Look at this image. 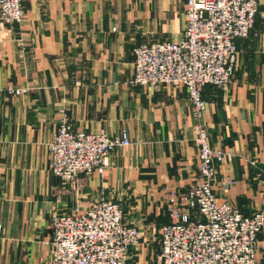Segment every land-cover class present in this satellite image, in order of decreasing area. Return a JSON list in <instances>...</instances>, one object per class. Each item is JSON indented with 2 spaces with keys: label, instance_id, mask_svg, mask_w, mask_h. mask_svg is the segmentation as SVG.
Here are the masks:
<instances>
[{
  "label": "crops",
  "instance_id": "0c3cea01",
  "mask_svg": "<svg viewBox=\"0 0 264 264\" xmlns=\"http://www.w3.org/2000/svg\"><path fill=\"white\" fill-rule=\"evenodd\" d=\"M247 38L238 40L232 80L206 85L211 145L230 152L215 191L245 215L264 213V0ZM21 25H0V264H50V217L92 201L124 208L141 241L127 264H159L168 194L199 178L196 118L184 87L158 91L134 82L133 49L184 35L181 0H24ZM116 27V30H113ZM11 88H24L21 95ZM65 111L77 131L127 130L104 175L62 181L50 170L51 141ZM232 179L226 192L220 188ZM264 264V224L256 244Z\"/></svg>",
  "mask_w": 264,
  "mask_h": 264
},
{
  "label": "built area",
  "instance_id": "2783aa9c",
  "mask_svg": "<svg viewBox=\"0 0 264 264\" xmlns=\"http://www.w3.org/2000/svg\"><path fill=\"white\" fill-rule=\"evenodd\" d=\"M181 1L186 6L184 35L178 40L144 41L133 49L134 82L152 91L164 86L186 88L196 118L199 178L187 191L168 194L172 220L160 228V264H256L264 213L245 215L218 198L214 188L218 164L232 154L211 145L203 88L223 87L232 80L237 42L248 37L258 0ZM24 18V0H0V25H21ZM26 91L11 88L7 92ZM63 112L48 143L50 170L62 181H75L82 174L104 175L112 153L133 143L127 130L113 135L104 130L77 131ZM232 182L223 180L221 190L226 192ZM124 215L119 202L105 198L70 212L52 213L50 264H127L130 248L140 243L142 232L126 223Z\"/></svg>",
  "mask_w": 264,
  "mask_h": 264
},
{
  "label": "rangeland",
  "instance_id": "374dc122",
  "mask_svg": "<svg viewBox=\"0 0 264 264\" xmlns=\"http://www.w3.org/2000/svg\"><path fill=\"white\" fill-rule=\"evenodd\" d=\"M156 259H157V261L159 262V264H160V258H159V256L158 257H156Z\"/></svg>",
  "mask_w": 264,
  "mask_h": 264
}]
</instances>
